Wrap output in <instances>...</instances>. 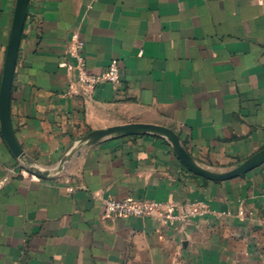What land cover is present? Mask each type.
<instances>
[{
  "label": "crops",
  "instance_id": "obj_1",
  "mask_svg": "<svg viewBox=\"0 0 264 264\" xmlns=\"http://www.w3.org/2000/svg\"><path fill=\"white\" fill-rule=\"evenodd\" d=\"M16 0H0V82ZM77 30L86 69L118 83L70 93ZM23 150L56 165L91 130L173 129L201 164L226 169L264 147V2L29 0L11 87ZM112 197L199 212L164 223L106 213ZM0 264H264V163L222 181L190 172L153 135L106 137L63 169L33 174L0 133Z\"/></svg>",
  "mask_w": 264,
  "mask_h": 264
},
{
  "label": "water",
  "instance_id": "obj_2",
  "mask_svg": "<svg viewBox=\"0 0 264 264\" xmlns=\"http://www.w3.org/2000/svg\"><path fill=\"white\" fill-rule=\"evenodd\" d=\"M29 0H16L12 26L6 50L0 82V133L12 154L38 177L46 178L58 174L65 163L84 146L98 142L106 137L127 135H153L165 138L180 162L192 173L208 180L222 181L241 176L264 163V147L247 159L226 169H212L198 162L182 145L178 134L171 128L152 123L129 122L91 130L78 138L52 167L39 166L18 143L10 118L11 87L16 66L19 44L24 28Z\"/></svg>",
  "mask_w": 264,
  "mask_h": 264
},
{
  "label": "built area",
  "instance_id": "obj_3",
  "mask_svg": "<svg viewBox=\"0 0 264 264\" xmlns=\"http://www.w3.org/2000/svg\"><path fill=\"white\" fill-rule=\"evenodd\" d=\"M264 2V0H259ZM70 53L74 58L71 68L75 73V79L70 85V93L89 92L101 82L118 83L120 81V68L115 60H112L105 71L98 75L90 74L85 65L83 52L84 42L80 38L79 32L74 30L71 33ZM106 213L115 216H137L151 218L167 223L177 218H187L199 212L197 204L188 203L183 207L181 214H176L175 205L150 199L126 198L117 200L112 197L104 200Z\"/></svg>",
  "mask_w": 264,
  "mask_h": 264
}]
</instances>
